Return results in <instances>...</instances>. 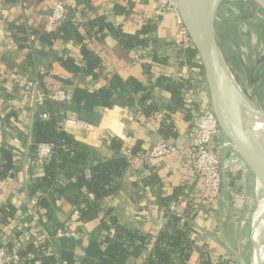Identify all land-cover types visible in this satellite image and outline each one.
<instances>
[{
	"label": "crops",
	"instance_id": "crops-1",
	"mask_svg": "<svg viewBox=\"0 0 264 264\" xmlns=\"http://www.w3.org/2000/svg\"><path fill=\"white\" fill-rule=\"evenodd\" d=\"M64 1L67 20L48 28L53 0L13 4L0 0V149L12 155L16 168L4 177L0 167V249L19 252L11 264H43L51 253L55 264H67L62 251L81 264L89 244L109 234L102 220L111 210L123 228L154 241L174 217L178 218L168 231L186 229L192 249L187 264H203V254L211 264H250L249 255H243L228 238L231 226L223 222L236 216L238 203L224 199L216 212L210 209L204 189L184 162L183 154L191 144L192 118L210 109L211 103L199 55L189 60V51L196 49L179 36V13L164 11L158 0H89L90 5L85 0ZM100 17L140 43L128 47L126 40L108 31L100 41L91 38L87 24ZM65 25L76 28L83 41L61 37ZM147 27L152 30L146 32ZM27 31L35 37L32 44L27 43ZM84 48L100 61L93 71L87 70ZM70 60L78 70L68 67ZM115 76L124 82L138 80L147 90L129 107H96L100 115L96 125L82 122L73 108L77 89L92 93L108 89ZM170 84L182 87L184 105L180 108L173 105L172 94L165 88ZM44 113L50 116L47 121H54L73 142L68 162L58 153L47 161L35 154L36 145L41 144L36 140L35 125L44 121ZM164 130L168 137L162 134ZM114 139L121 142L120 149L113 147ZM164 142L176 146L178 154L151 158V152ZM82 147L88 148L89 154L71 165ZM223 148L226 156L229 152V160L223 164L225 173L229 167L233 172L226 174L223 186L240 177L256 197L229 146ZM128 152L132 155L129 166L111 181L114 194L100 201L102 211L82 218L81 210L89 207L95 196L84 189L82 201H69L76 180L64 174L74 166L89 180L92 167L127 158ZM0 161L5 162L2 156ZM51 161L59 174L52 192L45 187L34 191ZM44 198L49 209L40 205ZM226 207L230 211L224 212ZM39 242L41 248L34 246ZM30 247L33 249L28 252ZM153 248L152 244L128 263L145 264Z\"/></svg>",
	"mask_w": 264,
	"mask_h": 264
},
{
	"label": "trees",
	"instance_id": "trees-1",
	"mask_svg": "<svg viewBox=\"0 0 264 264\" xmlns=\"http://www.w3.org/2000/svg\"><path fill=\"white\" fill-rule=\"evenodd\" d=\"M6 4L17 3L19 0H2ZM81 2V0H79ZM87 5H90L89 0H85ZM82 25V24H80ZM90 28V37L96 41L102 40L106 36V31L115 32L120 38L125 41L126 46L130 47L133 43H140L138 38L126 35L121 31L116 30L110 23L106 22L104 17H100L87 24ZM152 28V27H151ZM147 27L146 32L152 30ZM61 37L69 39L74 37L77 40L83 41V37L79 31L70 26L65 25L62 29ZM83 54L88 63V72L95 70L99 65V59L94 57L91 52L84 48ZM197 55L196 50L189 51V60ZM68 67L72 70H78L72 66V61H67ZM200 66V64H199ZM75 68V69H74ZM171 94L173 105L176 108L182 107L183 99L181 97L182 87L176 84L167 85L165 87ZM146 88L138 80L131 79L124 82L121 78L115 76L112 79L110 88H102L98 92H88L85 89H77L74 97V111L79 115V119L86 124H98L100 115L95 112L96 107L111 108L114 105L129 107L133 104L135 97L146 92ZM116 95V97H115ZM148 98L149 95L146 94ZM36 140L38 143L54 144L55 153L61 155L63 162L68 159V150L73 145L71 139L66 133L59 131V127L54 121H37L35 125ZM162 134L168 137L167 131H162ZM113 147L120 149L122 144L120 141L113 140ZM82 150L76 153V158L70 161L71 165H77L78 160H83L86 154H89V149L82 147ZM3 157L4 163L0 161L2 168V176L6 177L9 172L16 168L13 163L12 155L4 149H0V157ZM54 157V156H53ZM52 157V159H53ZM68 162V161H67ZM129 166L127 158L111 159L103 162L100 165L92 167V178L87 179L82 169H77L74 166L67 171L64 176L67 179L76 180V191L67 198L74 203L82 201L85 196L84 189L87 192L94 194L95 201L89 207L81 210L82 218L88 219L94 216L95 211H102L100 201H104L116 191L115 187L111 186V181L119 177L122 172ZM12 174V173H11ZM55 162L51 161L46 166V175L39 180V184L33 189L45 187L47 190H52L55 182L58 179ZM50 190V191H51ZM52 192V191H51ZM40 205L46 209L50 206L47 199H41ZM179 221L174 217L169 227H174L175 222ZM103 228L109 234L102 241H92L87 249L86 257L81 264H129L130 258H138L150 245H154L152 253L146 258L145 264H187L189 261L192 249L187 241L186 229L176 230L174 233H169L166 228L157 238L151 236L140 235L138 232L128 231L123 228L118 219L112 215L111 210L106 211V216L102 220ZM187 227V224L185 223ZM114 230V235L110 232ZM33 246V245H32ZM41 248V244L34 245ZM45 246V244H44ZM30 252L33 248H28ZM26 253H22L25 255ZM62 259L67 264H75L72 254L61 252ZM203 264H211L210 258L204 256ZM56 260L51 254L46 255L43 259V264H55Z\"/></svg>",
	"mask_w": 264,
	"mask_h": 264
},
{
	"label": "rangeland",
	"instance_id": "rangeland-1",
	"mask_svg": "<svg viewBox=\"0 0 264 264\" xmlns=\"http://www.w3.org/2000/svg\"><path fill=\"white\" fill-rule=\"evenodd\" d=\"M216 34L218 50L220 49L219 52L223 55L226 67L239 91L251 105L258 108L260 114H264L263 3L259 0H222L216 17ZM200 66L203 69L202 64ZM222 141L225 143L223 139ZM223 150L224 148L220 151L222 166L229 160L228 150L227 156ZM232 173V168H227L226 174L231 176ZM250 189L251 187H246L240 177H236L228 186L222 184L214 211L218 210L224 199L238 203L236 216L231 222L223 221L225 225L231 226L228 228V238L242 249L243 255L256 254L254 264H262L264 206L259 207L257 198ZM228 211H230L228 207L224 208V212ZM260 232L259 243L254 246L253 241L259 237Z\"/></svg>",
	"mask_w": 264,
	"mask_h": 264
},
{
	"label": "water",
	"instance_id": "water-1",
	"mask_svg": "<svg viewBox=\"0 0 264 264\" xmlns=\"http://www.w3.org/2000/svg\"><path fill=\"white\" fill-rule=\"evenodd\" d=\"M172 1L199 55L211 109L225 139L223 140L250 182L261 207L264 203V142L256 132L252 134L246 128L244 119L237 114L238 109L245 106L244 100L247 99L239 91L217 47L216 17L222 0H184L183 3L182 0ZM225 177L224 172L223 179ZM258 236L253 245L259 243L261 233ZM248 255L250 264H254L256 254Z\"/></svg>",
	"mask_w": 264,
	"mask_h": 264
},
{
	"label": "built area",
	"instance_id": "built-area-1",
	"mask_svg": "<svg viewBox=\"0 0 264 264\" xmlns=\"http://www.w3.org/2000/svg\"><path fill=\"white\" fill-rule=\"evenodd\" d=\"M164 11L177 12V7L172 0H158ZM68 17V7L64 0H53L51 14L48 18V28L54 27L58 23H63ZM179 36L186 43L192 44L191 39L184 27V24L178 17ZM35 37L27 31V43L32 44ZM42 120H49L48 113L42 115ZM191 144L189 149L183 154L185 164L192 169L196 179L205 192V203L210 209H215L219 199L223 184L224 165L221 164L220 151L225 146L222 141L218 121L212 109H203L195 114L191 121L189 133ZM176 146L169 143H162L151 152V158L163 159L170 155L178 154ZM36 156L41 160L51 159L55 153L54 144L41 143L36 145ZM127 160H132L130 152L127 153ZM46 196V195H44ZM36 245L40 244L35 243ZM19 252L0 249V264H11L18 258Z\"/></svg>",
	"mask_w": 264,
	"mask_h": 264
},
{
	"label": "bare ground",
	"instance_id": "bare-ground-1",
	"mask_svg": "<svg viewBox=\"0 0 264 264\" xmlns=\"http://www.w3.org/2000/svg\"><path fill=\"white\" fill-rule=\"evenodd\" d=\"M259 1L262 2L264 5V0H259ZM181 2L183 3L184 0H182ZM244 102H245L244 104L245 106L238 109L237 114L240 118L244 119L243 121H244L246 128L250 130L252 134L256 132V135H258L264 142V114H260L258 109L255 108L253 105H250L247 100H244ZM263 206H264V203H263ZM261 259H262V262H264V248H263V252L261 255Z\"/></svg>",
	"mask_w": 264,
	"mask_h": 264
}]
</instances>
